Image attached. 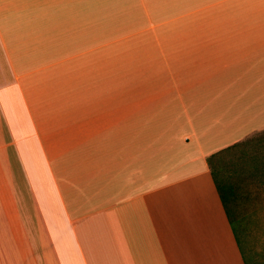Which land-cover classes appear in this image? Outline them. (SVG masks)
Wrapping results in <instances>:
<instances>
[{"label": "crops", "instance_id": "1", "mask_svg": "<svg viewBox=\"0 0 264 264\" xmlns=\"http://www.w3.org/2000/svg\"><path fill=\"white\" fill-rule=\"evenodd\" d=\"M171 10L152 82L81 47ZM263 132L264 0H0V264H247L207 159Z\"/></svg>", "mask_w": 264, "mask_h": 264}, {"label": "rangeland", "instance_id": "2", "mask_svg": "<svg viewBox=\"0 0 264 264\" xmlns=\"http://www.w3.org/2000/svg\"><path fill=\"white\" fill-rule=\"evenodd\" d=\"M201 12H187L180 10L161 11V12H134L131 18L128 19H112L109 22H139L140 25H103L97 28H82V49L87 48L89 45H98L103 47L109 44L127 45L128 49L125 50L124 60L130 68V75L128 76L131 86L141 84L142 82H152L154 78L152 63L155 62L153 56L154 47L157 48V43L147 41L140 43L143 36L146 35V40H163L168 41L169 36L173 34L185 35L187 33L188 20L201 18ZM117 15L124 14V12L116 13ZM116 18H122L117 16ZM139 35V36H138ZM91 36L92 41L89 40ZM159 38V39H156ZM125 41L117 43V41ZM24 45V44H21ZM33 52L35 63L47 58H42L44 49L42 44H38ZM168 45V43H166ZM54 49V50H52ZM57 47L50 46L49 51H56ZM51 59H57L60 55H56ZM39 58H42L39 60ZM121 60L115 59V65ZM124 61V64H126ZM115 75V81H121L122 78ZM132 88V87H131ZM258 199H252L256 201ZM259 201V200H258ZM248 200L246 201V203ZM247 207V208H246ZM244 209L249 214V217L244 222L246 228V248L249 254L252 253L256 260H264V210L260 207L253 208L252 206H245Z\"/></svg>", "mask_w": 264, "mask_h": 264}, {"label": "trees", "instance_id": "3", "mask_svg": "<svg viewBox=\"0 0 264 264\" xmlns=\"http://www.w3.org/2000/svg\"><path fill=\"white\" fill-rule=\"evenodd\" d=\"M207 162L245 261L251 264L244 227L249 214L243 207L264 210V132L212 154ZM255 198L259 201H251Z\"/></svg>", "mask_w": 264, "mask_h": 264}]
</instances>
